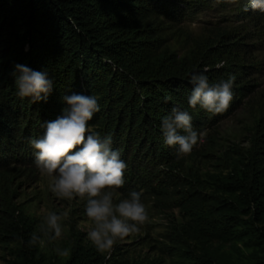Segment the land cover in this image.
Listing matches in <instances>:
<instances>
[{
  "label": "rangeland",
  "instance_id": "rangeland-1",
  "mask_svg": "<svg viewBox=\"0 0 264 264\" xmlns=\"http://www.w3.org/2000/svg\"><path fill=\"white\" fill-rule=\"evenodd\" d=\"M146 4L142 5L146 11L140 13L143 17L137 25L136 34L132 33L136 43L126 48L127 54L122 52L130 58L135 56L141 68L147 64L148 67L135 72V75L127 74L123 81L134 83L139 80L137 74L145 72L151 65L202 72L210 84L234 76L233 99L226 111L215 115L199 106L185 107L184 111L192 117L193 129L202 135L191 153L178 155V146H167L165 138L160 137L161 124L149 118L150 114L156 118L171 114L173 106L160 102V96L149 95L154 98L150 106L155 112H151L149 107L142 110V105L149 106V102L143 98L146 94L136 89L139 101L127 106L125 117L119 118L114 114L110 118V130L104 131L101 121L115 107V103L99 101V97L93 95L99 101L100 110L88 126L101 138L110 136L112 149L120 153L127 165L125 183L116 190V200L138 192L148 215V220L138 232L118 240L110 252L103 254L88 239L91 221L85 213L86 200L79 197L71 201L57 198L48 187L50 178L41 175L35 166V150L30 144L31 140L43 136L44 123L55 120L51 116L57 118L62 115L66 106L62 100L64 95L84 94V82L79 79L78 88L75 85L64 86L62 94V87L58 90L53 87L50 93L53 100L50 102L56 106L57 114H46L41 123H33L37 119L29 116L27 109L23 119L16 114L13 118L11 115L6 121L2 120L0 212L9 213L10 221L39 234V225L48 211L57 214L68 211L67 219L62 221L63 236L42 247L44 253L57 260L61 256L54 250L56 247L69 249L81 245L92 248L109 262L124 258L163 257L165 264H172V259L160 255L165 252L164 245L167 244L162 236L182 220V206L188 200L186 195L192 190L210 193L209 176L226 173L233 160L248 155L253 145L264 147V11L253 10L249 0H147ZM127 24L129 21L124 29L129 26ZM94 72L100 74L99 70ZM192 87V84H184L174 92H188L190 97ZM163 93L170 105H175L174 98L165 94L169 91ZM138 105L148 116L146 121H143L142 111L137 113L135 110ZM40 107L43 111L47 106L42 102ZM26 118L32 122L26 134L25 123L14 129ZM128 118L129 129H126L121 120L125 124ZM138 123V129H133ZM121 127L123 130H120ZM150 140L151 150L148 145ZM12 248L0 235V264H9Z\"/></svg>",
  "mask_w": 264,
  "mask_h": 264
},
{
  "label": "trees",
  "instance_id": "trees-1",
  "mask_svg": "<svg viewBox=\"0 0 264 264\" xmlns=\"http://www.w3.org/2000/svg\"><path fill=\"white\" fill-rule=\"evenodd\" d=\"M146 1L0 0V123L16 114L23 119L26 109L29 116L37 119L33 123H41L46 114H57L51 95L46 102L35 103L17 95L13 75L17 64L46 70L53 87H62L61 94L64 86L76 87L81 79L85 84L83 95L89 93L97 95L99 101L114 102L115 107L101 121L104 131L110 130L114 114L125 117L127 106L139 101L136 89L144 92L143 98L149 102V106L142 105V110L154 109L150 106L154 98L149 95H158L160 102L183 111L190 106L188 92L179 95L174 90L191 85V69L151 65L137 74L139 80L134 83L123 81L127 74L135 75L148 67L147 64L141 68L135 56H126V48L136 43L133 34L143 17L140 13L146 11L142 9ZM128 21L129 26L124 29ZM163 91H169L165 94L174 98L175 105H170ZM42 102L47 106L43 111ZM135 110L142 111L141 105ZM142 114L146 121L148 116L144 111ZM151 115V120L162 124V117ZM129 122V118L125 124L121 120V125L129 129ZM22 123L27 124L26 131L32 122L26 118L14 129L22 127ZM138 125L133 129H138ZM159 135L165 138L162 132ZM148 145L151 150V140ZM263 155L264 147L253 145L248 155L233 160L226 173L208 177L210 193L192 190L187 194L182 220L165 231L162 238L167 244L160 255L168 256L172 264H264ZM0 214V235L13 246L9 264H165L163 257L109 262L92 248L81 245L71 246L70 254L57 260L39 245L29 246L33 229L10 221L9 213Z\"/></svg>",
  "mask_w": 264,
  "mask_h": 264
},
{
  "label": "clouds",
  "instance_id": "clouds-1",
  "mask_svg": "<svg viewBox=\"0 0 264 264\" xmlns=\"http://www.w3.org/2000/svg\"><path fill=\"white\" fill-rule=\"evenodd\" d=\"M253 10L264 11V0H249ZM222 65H218L221 67ZM206 71V70H205ZM15 84L20 98L33 103L47 101L53 90L49 73L36 71L26 65H15ZM234 76L210 84L202 72L190 75L192 91L189 105L213 115L226 111L233 99ZM66 105L62 115L44 123V134L30 141L35 150V166L41 175L49 177L50 191L59 199L71 201L77 197L86 200L85 213L91 221L88 239L100 253L110 252L118 240L139 231L148 215L140 193L131 192L128 198L116 200V190L123 187L127 165L120 153L111 147V137L93 132L88 122L100 110L93 95L73 93L62 97ZM161 130L167 146H178V155L191 153L202 133L192 126V117L177 107L163 118ZM69 213L48 211L39 225V234L33 233L29 246L45 247L64 234L62 221ZM57 255L70 254L68 248L56 247Z\"/></svg>",
  "mask_w": 264,
  "mask_h": 264
}]
</instances>
